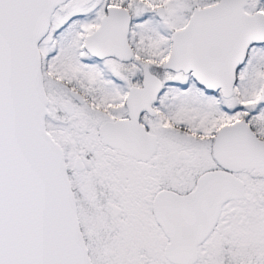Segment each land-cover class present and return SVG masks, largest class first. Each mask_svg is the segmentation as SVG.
Instances as JSON below:
<instances>
[{
    "label": "snow or ice",
    "instance_id": "obj_1",
    "mask_svg": "<svg viewBox=\"0 0 264 264\" xmlns=\"http://www.w3.org/2000/svg\"><path fill=\"white\" fill-rule=\"evenodd\" d=\"M0 264H264V0H0Z\"/></svg>",
    "mask_w": 264,
    "mask_h": 264
}]
</instances>
